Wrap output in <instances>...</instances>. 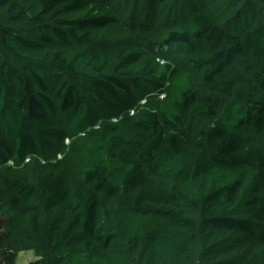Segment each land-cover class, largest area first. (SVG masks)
I'll list each match as a JSON object with an SVG mask.
<instances>
[{"label":"trees","instance_id":"obj_1","mask_svg":"<svg viewBox=\"0 0 264 264\" xmlns=\"http://www.w3.org/2000/svg\"><path fill=\"white\" fill-rule=\"evenodd\" d=\"M264 264V0H0V264Z\"/></svg>","mask_w":264,"mask_h":264},{"label":"rangeland","instance_id":"obj_2","mask_svg":"<svg viewBox=\"0 0 264 264\" xmlns=\"http://www.w3.org/2000/svg\"><path fill=\"white\" fill-rule=\"evenodd\" d=\"M35 260V256L32 251L21 252L16 260V264H28Z\"/></svg>","mask_w":264,"mask_h":264}]
</instances>
